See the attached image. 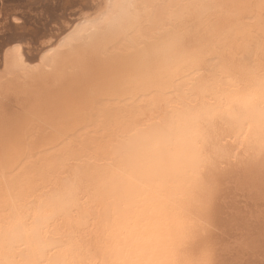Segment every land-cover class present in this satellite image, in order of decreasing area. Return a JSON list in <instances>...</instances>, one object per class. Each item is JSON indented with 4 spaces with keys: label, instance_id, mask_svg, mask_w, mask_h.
<instances>
[{
    "label": "rangeland",
    "instance_id": "1",
    "mask_svg": "<svg viewBox=\"0 0 264 264\" xmlns=\"http://www.w3.org/2000/svg\"><path fill=\"white\" fill-rule=\"evenodd\" d=\"M104 3L105 0H0V35L3 34L2 32H6L7 29H11V22L18 23L26 17L25 20L33 23V28L37 29V38L35 37L31 46L29 45L31 40H28L29 43L26 42L24 36L21 37V39L23 38L22 41L19 37L16 39H20L22 44L24 41L23 45L25 47L23 46V48L27 54L30 52L36 54L34 48L42 46L43 51L45 50L44 54H46V51L49 50L47 43L54 40L51 37L59 38L63 36L62 40H65L64 37L67 39L74 25L77 26L79 23L94 18V16L97 17V13L102 12ZM189 5L190 0H149V2L148 0H129L128 5H126V12L129 14L125 17L126 21L121 20L123 24L122 22L116 24L109 31L110 33L108 32L109 36L103 35L104 32H102L101 35L103 36L97 35L95 40L89 43L92 46L77 43L65 48L66 51L64 50L63 56H66H64V60L69 69L75 73L70 71L71 74L69 73L65 78V83L63 81L62 84H65L66 90L59 89L61 93L58 90L59 87L56 89L58 92L53 89L58 84H54L55 81L59 82L60 79L58 78V81L57 77L48 76L50 78L49 80L47 78V81L50 83L47 82V84L49 83L51 86L49 92L51 91L52 94L54 91L52 102L49 105H44L46 97L44 94H47L44 90L47 89L43 85L38 83H36V86L35 84L32 85L35 82L32 81L31 84L28 78L26 80L25 78L24 80H15V85L14 79L5 82L2 79L4 76L0 78V84L2 83L0 88L3 89H0V95L3 93L0 96V224L2 222V225H4L6 221V218L2 216V208L9 210V207H12L13 210H17L21 214L24 210H27L29 213V216H27L28 221L40 214L46 219L42 233L56 242V250L54 251L53 247L47 250V256L50 257L54 253L58 254L60 264H82V256H87L88 251H90L85 240L86 233L76 232L72 237L66 238L64 228L67 227L68 223H65L61 216L57 217L55 215L53 217L52 208L45 206L43 202L47 195L59 187L60 183L69 182L68 185L72 189L78 190L80 172L84 166L88 169L93 164H102L101 166H103L106 163L105 159L96 154L92 148L94 141L97 142L99 138H102V136L97 138L95 135L97 130L98 135L99 133L102 135L103 132V138H107L106 136L109 134H104L103 130L105 128L106 133L111 129L125 130L127 125L129 127L136 122L135 116L138 119L143 116L146 118L151 113L153 118H156L159 117L160 112V117H163L171 112L169 110H172V107L174 109L181 107L185 109L186 106H188L187 108L193 106L192 101L194 103L198 99L196 96L209 102L207 99H211V91L215 89L218 92L223 85L214 83L212 89V86H206L204 78L210 85L208 77L213 72H221L227 68L225 66L221 68V71H216L215 67L218 69L217 66L219 67L222 62H220V58L214 56L215 47H223L221 45L217 46L215 43L223 44L224 34L226 35V33L231 41V37H234V44L231 46L234 45L237 48H231L230 40L229 47L225 39L224 47L222 49L218 48L220 53L224 51L221 53V56L224 57H221L224 62L222 65L228 64L225 62V58L229 60L235 55L234 59L241 58V62L246 60L245 63H248L252 69H255L258 64L261 68L264 67V0H200L194 7L196 8L194 11L196 14L193 13L192 9V12L187 13V15L183 13L184 17L180 16L183 21L180 18L174 21L167 20L166 10L168 12L173 6L178 11L188 12L191 10ZM129 16L130 18H128ZM231 16L232 18H230ZM242 17L243 19H241ZM247 17L248 21H253L254 25H252V22H248L249 26L252 25L251 27H246L248 25L245 20ZM164 18H166V22ZM179 21H182L183 25ZM128 22L130 26H128ZM234 26L240 27L239 30L235 31ZM253 26L255 28L252 32ZM219 28L220 30H218ZM126 29L127 31H125ZM217 30L218 34L215 33ZM222 30L224 31L222 32ZM257 32H260L259 35ZM56 34L58 36H55ZM171 35H178L176 37L179 38V41L181 40L178 50L185 52L187 57L193 58L194 63L191 64L194 66L196 64L197 67L191 69L193 65L187 66L189 68L188 70L185 68L186 72H181L179 76L177 75V78H173L174 80L172 78L165 80V84L162 83L163 79L160 81V78H147L150 75L147 70V72H144L146 75V77L144 76V82L146 84L143 81L135 83L134 66L137 63V55L144 52V65L151 66L156 58L150 57L151 54L148 53L155 49L157 41L171 37ZM238 35L241 39L240 41L237 39L238 43L236 44L235 37L238 38ZM104 36L106 37L104 38ZM96 39H99V42ZM111 39L112 41L109 42ZM156 39L157 41H155ZM18 41L14 40L13 45L9 42L10 44L3 47V49L18 47ZM205 43L208 44V47ZM211 44L212 46H210ZM213 46L215 52H213ZM197 47L202 52L205 49V52L202 54ZM224 48L229 51L227 57V51L223 50ZM194 51L195 53H193ZM219 51L218 54L216 52V56L219 55L220 57ZM41 53L43 52L41 51ZM229 53H231V56ZM36 55L38 57V54ZM205 55L207 56L205 57ZM209 58L210 61H207ZM257 62L258 64H256ZM78 63H82V66L80 65V67ZM211 64H214V67ZM211 66L214 70L210 69ZM3 72V67L0 65V76ZM228 72L226 75L229 74ZM223 75L224 73H222ZM201 78L204 79L201 82L204 81L205 90L208 93L210 92L209 98L208 93L205 96L204 93L196 92L198 91L196 87L203 84H197ZM197 79L199 80L196 81ZM149 80H151V85L150 82L148 83ZM189 84H194L196 99L187 95ZM53 85L55 86L53 87ZM152 86H155V90ZM158 86L159 88H156ZM177 92H179L178 95ZM178 96H181V98ZM230 108L235 111L236 106L231 105ZM140 114H142V117L139 116ZM105 117H108L107 120ZM97 118L99 123L103 121L104 124H101L102 122L97 124ZM219 122L220 120L216 122L218 126H220ZM101 126L104 128L102 132ZM5 135L6 137H4ZM92 140L93 142H91ZM234 140L235 138L227 139L226 142L225 140L224 142L223 140L220 141L223 146L227 144L224 147L227 161L225 159L219 160L220 163L218 164L214 160L215 164L217 163L220 167L217 166L215 169L217 171V174H215L216 182L214 181L215 188L206 200L201 201L195 194L200 180L197 175H195L196 187L190 193V204H183L179 201L181 194L174 191L176 178L152 177V173H149V171L142 174H133L124 171V169H119L114 173L116 175L115 179L107 184L103 191L114 195L117 199L128 202L132 208L141 206V210L147 207L143 204L144 200L148 199L149 201L151 196L157 197L163 205L165 214L161 226L163 236L174 234V225L178 223L177 218H181L180 222L186 220L196 224L198 228L196 227L195 233L192 232L193 236H190L187 241L189 245L186 244L182 264H264V155L261 157L255 155V157L250 150L246 149L247 152L245 151V145L242 144L244 141L238 143L239 141ZM200 145L202 144L200 143ZM231 146H234V148ZM227 154H231L230 157ZM214 161L212 160V163L210 161L212 167ZM198 169L203 170V168ZM188 179L187 175L183 186L187 185L186 183L189 184ZM210 209L213 211L211 212ZM95 216L96 212L95 215L86 218L89 226H91ZM186 232L190 233L189 231ZM167 256L168 258L165 261L172 264L171 259H174V254L169 253ZM161 258L163 259L164 256ZM12 264L18 263L14 262ZM40 264H48V261L44 260Z\"/></svg>",
    "mask_w": 264,
    "mask_h": 264
},
{
    "label": "bare ground",
    "instance_id": "2",
    "mask_svg": "<svg viewBox=\"0 0 264 264\" xmlns=\"http://www.w3.org/2000/svg\"><path fill=\"white\" fill-rule=\"evenodd\" d=\"M128 2L129 0H105L104 6L102 7V12L100 13L98 12L99 14L97 13L98 15L97 17L94 16V18L88 20L87 22H82L79 23L78 25L76 24L77 26L74 25V27L72 28L73 30H71L67 39L64 37L65 40H62L63 36L59 38L51 37L54 38V40L47 43L48 45L47 47H49V50H47V48L44 47L47 50L46 54H44L45 50L43 51L42 49L43 46L39 48L38 47L34 48L36 49V54H38V57L36 54H33L31 52H30L31 54L30 53L27 54V52H25L24 51L25 49L23 48V46L25 47V45H23L24 41L23 44L21 42L22 39L24 38L26 42H28V40H31V42L29 41L30 43L28 42L30 46L31 43L33 44V41L37 35L36 33L37 29L33 28L34 27L33 23H29L28 20H25L26 17L21 22L18 23L11 22L10 23L11 29H7L9 30V32H7L6 30V32H2L3 34L0 35V53H1L0 65H2L4 71L3 74L0 76V78L4 76L2 77V79L5 82H9L10 80L12 81V79H14V84H15V80H20V79L24 80V78L26 80V78H28L30 79L29 81H31V84L35 82L32 85L35 84L36 86L37 85L36 83L43 85V87L47 89L44 90V92L46 91V93L48 94V95L44 94L46 95L44 105L46 104L49 105L52 102V97H53L52 95H54L53 94L54 91L52 94L51 91L49 92V90H51L50 89L51 86L49 85L50 82L47 81V78L48 80L50 78L48 76L51 77L53 76V77H57L56 79L58 78L60 79V81L58 79L59 82L55 81L54 84L58 83L56 86L53 85V87L55 86V88H53L55 89V91H57L56 89L58 87H59L58 90L59 89L64 90L66 86L64 87L65 84L62 83L65 80V78H67L68 74L71 71L69 67L66 65V62L64 60V56H66V55L63 56L64 52L66 51L65 48L67 46L77 43L86 44L85 46H87L90 42H93V40H95L97 35L103 36L105 34L107 36L108 32L111 31V29L114 28L116 24L122 22L121 20H125L126 15L127 16L129 15L126 12L127 11L126 5H128ZM199 2L200 0H190L189 7L191 8V10L188 12L178 11L174 9V7L172 6L171 9L168 10V12L166 10L167 20L174 21V20H178V18L182 19L180 16L182 15L184 17L183 13H186L187 15V13L192 12V9L194 13L196 9L194 7H196V5ZM149 5L151 4L149 3ZM151 8L153 9V7ZM194 14H196V12ZM248 17L247 19L244 18L246 20V23L248 24L246 27H251L254 24L253 21H248ZM128 18H130V16ZM230 18H232V16ZM165 19L166 18H164V20ZM241 19H243V17ZM256 20L258 21V19ZM182 21L179 22L182 23ZM248 22L249 23L252 22V25L249 26ZM172 24L174 25V23ZM259 24L261 23L259 22ZM128 26H130L129 22H128ZM237 27L236 26L233 27L236 28L235 31L239 30L240 28ZM254 28L255 26L252 27V32L254 31ZM260 28L261 27L259 26V29ZM218 30H220V28ZM218 30L215 33L218 34ZM125 31H127V29ZM223 31L224 30H222V32ZM101 33L103 35H101ZM259 33L257 32L258 35ZM211 34L213 33L211 32ZM22 36L24 37L21 39ZM55 36H58V34H56ZM106 36H104V38ZM176 36L171 35V37H166L162 40H159V42L157 41V39L155 40L157 41V45H155L156 46L155 49H153V51H151L148 54H151L149 56L156 58V60L151 66L149 65L150 67L148 66V64L144 65L145 53L143 51L142 54L139 53L137 55L136 57L137 63L134 61L136 63V65L134 66L135 83L140 81L144 82V78L146 77L144 72H147V70L150 72L149 73L150 75H148L149 77L147 78H151V79L160 78V81L161 79H163L162 83H164L165 80H168L170 78L174 80L173 78L175 77L177 78V75L179 76L181 72L183 73V71H185V68L188 70L189 67L187 68V66L193 65L191 63L194 61V59L192 58L193 59L192 60L190 57H187V54L185 52L178 50L179 47L178 45L181 40L179 41V38H177ZM224 36L225 39L227 40V45L229 46L230 38L227 37V33L226 35L224 34ZM17 37H19L21 41L20 39H18L19 40L18 41L16 39ZM151 38L153 40V35ZM233 38L234 37H231L232 41ZM235 38L237 44L238 43L237 39H239L240 41L241 38H239V35L238 38L237 36ZM225 39L223 44L215 43V45L217 46L221 45L224 47ZM14 40L18 41L19 44L18 47L16 46L15 48H12L11 46L12 49H6V48L3 49V47H5L10 43L11 45H13L12 42H14ZM97 41L99 42V39ZM111 41L112 39L109 42ZM232 41L230 46L234 44V41L233 43ZM206 46L208 47V44ZM210 46H212V44ZM223 47L219 46L215 48L218 50V48L222 49ZM212 48H213V52L216 51L218 54L219 50L217 51L215 49L214 51V46ZM231 48L233 49L237 47H234L233 45L231 46ZM226 49L227 48H224L223 50ZM228 50L231 49L228 48ZM41 51L43 53H41ZM89 51L91 52V50ZM189 51L191 52V50ZM199 51L201 50L199 49ZM231 51L233 52V50ZM203 52H205V49ZM216 52L214 53L215 58H220L221 60L220 62L224 63L223 60L221 59V57H223L221 56V53H223L224 51L221 53L219 51L220 57L219 55L216 56L217 55ZM228 52L229 51H227L226 57L228 56ZM193 53H195V51ZM209 54L211 53L209 52ZM260 54L262 53L260 52ZM229 55L231 56V53H229ZM206 56L207 55H205V57ZM234 56L232 59L229 58V60L225 58V62H227L229 65L223 64L224 65L223 66L222 63L220 64L218 63L219 67L216 65L218 69H216L215 67L216 71L218 70L221 71L222 70L221 68L227 66L226 69L224 68L226 70V73L225 70L221 71L222 73H224L223 75L224 77L222 76L221 72L215 73L212 71L213 73L210 75V77H208L210 80L209 81L210 85L206 81V78H204L206 82V86H212V89L214 87L213 86L214 83L223 85L221 88H219L218 92L215 91V89L214 91L210 89L212 90L211 93L209 92L211 95L210 97L211 99H207L209 100V102L204 101L199 96H196L198 98L196 99L194 96L196 91V89H194V84L193 85L189 84L188 89L186 88L188 90L187 95L193 96V98L196 99V102L193 103L192 101L193 106L189 108H187L188 106H186L185 109H183L182 107L174 109L172 107V110H169L171 111L170 113H168L167 115L164 113L165 115L163 117H160V112H159V117L156 118H153V114L151 115V113H149L150 114L149 117L144 118V116L142 117L141 116L142 114H140L139 116H141L142 118L138 119V117H136L135 114L133 113L136 122L133 121L135 123L131 124L129 127L127 125L126 126L127 128L125 130H119V129L112 130L110 128L111 131L106 133L107 131H105L106 129L105 125H104L105 129L103 128V126H101L102 127L101 132L104 129L103 130L105 132L104 134H109V135L106 136L107 138H103L104 137L103 132L102 135L100 133L98 135L97 133L98 130H97L95 135L97 136V138H99L98 136L100 137L102 136V138H99L97 142L94 141L92 148L96 154H98L101 158L105 159L104 161L106 163L103 164V166H101L102 164H93V166L88 169H86L84 166L83 170L80 172L81 177L78 185L79 186L78 190L72 189V187L68 185L69 182L60 183L59 187L56 188L55 190L56 192L54 191L45 197V201L43 203L45 204V206H49L50 208H52L53 217L55 215L57 217L61 216L63 221L65 223H68L67 227L64 228V233L66 235V238L72 237L76 232L86 233L85 240L90 251H88L89 254L87 256H82L81 259L82 264H169V261H165L168 258L167 254L169 253L174 254V259H171L172 264H182L183 261L182 259L184 257L183 256L184 250L186 244H188L187 241L190 239L189 238L190 236H193L192 232L195 233L194 231L196 227L198 228V226L194 223H190L186 220L180 222L181 218H177L178 223L174 225V229H175L174 234L177 233L176 236L173 237L174 234L163 236L161 231V226L165 218V214H164L163 205L160 203L157 197L151 196L149 201L148 199L144 200L143 204L144 206L147 207H144V210H141L140 209L141 206L138 208L137 207L132 208L128 202L117 199L114 195L103 191L106 185L110 184V182H112L115 179L116 175H114V173L117 172V170L124 169V171L133 174H142L143 172L145 173L146 171H149V173H152V177L163 176L165 178H169V177L176 178V186L174 188V191L181 194L180 196L181 198L179 199V201L183 204H190L191 203L190 193H192V191L196 187L195 175H197L198 178L200 179L198 187L195 190V194L201 201L206 200L207 197L215 188L214 181H215V174H217L216 173L217 171L215 169L219 165H217V163L215 164L214 160H216L218 164L220 163L219 160H224V159L226 160L225 158L226 149H224V147L227 144L223 143L224 144L223 146L220 143V141L223 140L224 142L225 140L226 142L227 139L231 140V138L232 139L235 138V140L239 141L238 143L244 141L242 144L245 145V148L243 147L245 151L246 149L250 150V152L254 156L258 155V157L264 155V67L261 68L260 65L258 64V62L260 61H258L256 64H258L257 67L259 66V68L255 66V69H252L248 63H245L247 62L246 60L241 62L240 60L241 58L240 59L235 58L236 59L235 60ZM204 59H203V63H204ZM207 61H210V58ZM213 61L215 62V60ZM81 64L82 63H78L79 66ZM208 64L210 65V63ZM221 65L222 67H220ZM195 66L194 65L193 67L191 66V69L194 68ZM212 66L214 67V64ZM212 66L210 69L214 70ZM227 71H229L228 75H226ZM208 72L210 74L209 70ZM71 73H75V72L71 71ZM222 77L224 78L223 80ZM204 79L201 78L200 82L197 83V84L199 83L200 84L203 83V84L198 85V87H196L198 88V91L196 92L204 93L206 94L205 96H207L208 92L204 88L205 87L204 81L201 82ZM198 80L199 79H197L196 81ZM150 81L151 80H149L148 83ZM47 82L49 83L47 84ZM149 84L151 85V82ZM0 85L2 86V83ZM159 86L156 88H159ZM154 87L153 89L155 90ZM178 93L179 92H177V95ZM209 93H208V98H209ZM178 97L181 98V96ZM231 105L236 106L235 111H232V109L230 108ZM137 109H138V105H137ZM144 111L146 112V110ZM154 113L158 114L157 112ZM107 118L105 117L106 120ZM217 120H220L219 122L220 126L216 124ZM96 123L97 124L99 123V119L98 122ZM100 123L104 124L103 121H100ZM99 132H100V128H99ZM6 135L4 137H6ZM91 142H93V140ZM200 143L202 145H200ZM231 147L234 148V146ZM237 148L235 149L237 150ZM227 155H229L230 157L231 154H227ZM229 157L227 156V158ZM212 160L214 161L213 167L215 166V168H213L211 165ZM198 168L201 169L203 168V170H199ZM187 175L189 177L188 179L189 184L186 183L187 185L183 186L184 181H186L185 177ZM95 212H96V216L93 217L92 224L91 226H89L86 218L88 216L95 215ZM2 216L6 218V221L4 225H2V222L0 224V264H12L14 262L18 264H40L44 260H47L48 264L61 263L58 254L54 253L51 254L50 257L47 256L48 254L47 250H50L52 247L54 251L56 250V242L52 241L51 239H49L50 237H47L42 233V228L46 223V219L43 216L38 214L37 216H35L34 218L28 221L27 216H29V213L27 210H24V212L21 214L17 210H13L12 207H9V210L2 208ZM186 231H189L190 233H187ZM163 256L164 258L162 259L161 257Z\"/></svg>",
    "mask_w": 264,
    "mask_h": 264
}]
</instances>
